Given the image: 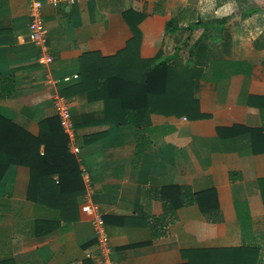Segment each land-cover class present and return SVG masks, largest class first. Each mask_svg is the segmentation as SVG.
I'll list each match as a JSON object with an SVG mask.
<instances>
[{
	"label": "crops",
	"instance_id": "0c3cea01",
	"mask_svg": "<svg viewBox=\"0 0 264 264\" xmlns=\"http://www.w3.org/2000/svg\"><path fill=\"white\" fill-rule=\"evenodd\" d=\"M28 1L0 0V77L13 80L0 116L37 136L56 116L54 97H63L85 191L63 214L28 198L27 167L8 166L0 180V264H185L196 251L243 247L258 249L255 264H264V0H40L45 50L28 39ZM128 10L142 16L137 38L123 18ZM222 18L221 32L186 30ZM170 19L174 34L165 32ZM193 46L198 117H138L145 139L137 155V127L110 121L103 101L83 90L82 62L125 50L134 60L167 59L177 49L184 62ZM46 55L51 62L40 63ZM167 186L212 189L219 219L182 207L154 238L149 224L163 214L154 191ZM85 202L102 215L105 255L81 211Z\"/></svg>",
	"mask_w": 264,
	"mask_h": 264
},
{
	"label": "trees",
	"instance_id": "16d2710c",
	"mask_svg": "<svg viewBox=\"0 0 264 264\" xmlns=\"http://www.w3.org/2000/svg\"><path fill=\"white\" fill-rule=\"evenodd\" d=\"M123 18L137 38V24L142 16L128 10L123 13ZM226 21L222 18L193 23L186 30L192 32L203 28L204 32H221ZM178 30L176 20L166 22V33L174 34ZM178 52L179 49L167 59L157 56L141 61L128 58L125 50L111 58L92 54L89 61L82 62L83 90L103 101L105 115L110 121L137 127V155L144 149L142 141L145 139L138 117L148 114L198 117L194 88L200 72L193 61L194 46L189 49L184 62L179 60ZM12 83L11 77H0V98L11 97ZM68 143L69 138L57 116L42 121L37 136L0 116V180L10 165L27 167L30 172L28 198L57 208L63 214L71 211L84 194L85 187L79 164L70 153ZM260 151H264V147ZM253 152H257L254 147ZM259 190L264 205V180L260 181ZM154 197L163 205V214L149 224L154 238L164 235V228L175 221L176 211L182 207L196 205L207 220L219 219L217 198L212 189L193 192L187 186H167L155 190ZM257 258L258 249L254 247L201 250L185 264H255Z\"/></svg>",
	"mask_w": 264,
	"mask_h": 264
},
{
	"label": "built area",
	"instance_id": "2783aa9c",
	"mask_svg": "<svg viewBox=\"0 0 264 264\" xmlns=\"http://www.w3.org/2000/svg\"><path fill=\"white\" fill-rule=\"evenodd\" d=\"M62 1L63 0H48V3H50L53 6H57ZM68 2L69 4H73L75 0H68ZM41 7H42V2L40 0L28 1V11L31 17L30 23L28 25V39L37 47H40L41 49L45 50L46 31L43 26V22L41 18V13H40ZM39 61L42 64H46V63H50L51 59L49 56L46 55ZM78 78H79L78 74H74L71 76L63 77L62 81L64 83H68ZM54 108H55L56 116L59 119L60 126L63 129V132L68 137L71 136V132L73 130V121L71 118V112L68 103L63 97L56 95L54 97ZM77 151L78 149L76 148H70L71 153H76ZM81 211L91 217V224L101 254L105 255L106 253H109L110 251L109 241L105 232L104 221L98 208L95 205L90 204L89 202H85L81 207ZM104 264H111V263L105 261Z\"/></svg>",
	"mask_w": 264,
	"mask_h": 264
}]
</instances>
